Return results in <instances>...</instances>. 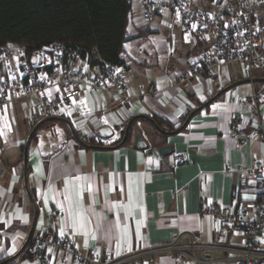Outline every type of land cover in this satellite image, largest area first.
<instances>
[{"label": "crops", "instance_id": "obj_1", "mask_svg": "<svg viewBox=\"0 0 264 264\" xmlns=\"http://www.w3.org/2000/svg\"><path fill=\"white\" fill-rule=\"evenodd\" d=\"M167 1L146 21L141 0H133L122 55L130 99L88 89L75 100L76 111L56 114L68 118L89 145H100L97 131L103 125L114 131L112 140L122 141L129 120L137 115L154 119L158 128L139 118L126 142L95 148L77 141L69 127L45 123L29 146L27 190L24 148L43 119L35 118L37 99L31 96L1 108L0 263L15 258L12 262L18 264H40L25 246L34 224V233L54 230L83 252L113 255L166 244L183 234L185 243L192 236L208 248L206 258L202 250L196 251L197 258L190 252L181 259L160 254L157 264H235L244 247L243 235L226 234L203 206L214 202L256 209L248 169L264 162V139L241 140L231 122L242 115L245 127L252 129L259 116L264 129V93L258 114L240 104L254 91L264 90V68L254 69L250 76L234 62L215 67L213 78L199 76L182 83L190 65L214 39L202 40L185 30L172 10L174 0ZM194 5L213 12L234 10L215 0H194ZM165 16L176 22L162 21ZM161 30L167 32L166 40ZM79 63L93 74L101 72L86 60ZM2 75L0 64V82ZM151 86L159 93L146 95ZM137 131L146 148L135 147ZM166 145L172 151L162 153ZM180 152L189 159L175 166L174 154ZM259 239L264 250V229ZM48 262L63 264L61 254L52 250Z\"/></svg>", "mask_w": 264, "mask_h": 264}, {"label": "built area", "instance_id": "obj_2", "mask_svg": "<svg viewBox=\"0 0 264 264\" xmlns=\"http://www.w3.org/2000/svg\"><path fill=\"white\" fill-rule=\"evenodd\" d=\"M233 6L231 13L213 12L194 5V0H174L171 7L183 27L197 38L214 39L202 57L193 61L185 72L182 83L199 76L213 78L215 67L239 62L251 76L256 68H264V0H215ZM167 0H141L144 17L149 18L159 7L168 5ZM78 52L70 41L53 42L45 49L30 56L22 54L15 45L0 48V64L3 75L0 82V110L3 106L27 97H36L38 113L35 118H45L56 114L68 115L76 111L75 100L88 89L114 94L121 100L130 99L125 70L122 65L104 62L99 74L88 71L79 63ZM159 93L156 86L148 88L146 95ZM264 90L254 91L253 95L242 99L240 104L248 106L258 114ZM233 132L241 139L263 138L264 129L257 118L252 129L245 127L242 115L231 122ZM56 132L61 128L56 127ZM117 140L99 139L100 145H113ZM186 152L174 154L175 166L188 161ZM255 191V211L245 206H227L207 202L203 212L224 226L226 234L239 232L244 238V247L238 250L235 264H264V250L259 236L264 229V162H256L248 169ZM183 234L159 246L136 249L123 255L83 252L65 234L54 230L33 233L27 250L33 253L40 264H50V252L61 254L63 264H157L156 257L166 254L181 259L190 252L197 258L196 251L202 250L206 258L208 248L199 246L191 236L188 243L182 240ZM11 264H18L12 262Z\"/></svg>", "mask_w": 264, "mask_h": 264}, {"label": "trees", "instance_id": "obj_3", "mask_svg": "<svg viewBox=\"0 0 264 264\" xmlns=\"http://www.w3.org/2000/svg\"><path fill=\"white\" fill-rule=\"evenodd\" d=\"M132 9L133 0H0V48L15 45L30 56L53 42L70 41L90 66L124 67Z\"/></svg>", "mask_w": 264, "mask_h": 264}, {"label": "water", "instance_id": "obj_4", "mask_svg": "<svg viewBox=\"0 0 264 264\" xmlns=\"http://www.w3.org/2000/svg\"><path fill=\"white\" fill-rule=\"evenodd\" d=\"M247 81H251V80H247ZM195 111H193L189 117H188V120L190 119V117L192 116V114L194 113ZM139 118H144V119H147L148 121L152 122L154 124L155 127L158 128V125L156 124V122L154 121V119L146 116V115H137V116H134L133 118H131L127 124V127L125 128L124 130V136H123V139H122V143L126 142V140L128 139L131 131H132V127H133V123L135 120L139 119ZM53 121H58V122H63L65 123L71 133L73 134V136L75 137V139H77L82 145L84 146H87V147H95V148H110V147H106V146H98V145H89L87 144L86 142H84L83 140H81L79 138V135L76 131V129L74 128V126L72 125V122L66 118V117H62V116H49V117H46V118H43L41 121H39L34 127L33 129L31 130L28 138H27V141H26V144H25V148H24V171H25V184H26V187H27V190H28V184H27V167H28V153H29V146H30V143L33 139V136L34 134L36 133V131L40 128L41 125L45 124V123H48V122H53ZM98 135L101 137V138H112L114 136V131L111 129V127L107 126V125H103L101 126L98 131H97ZM135 147L138 148V149H143V148H146L147 147V143L142 135V133L140 131H137L136 134H135ZM160 151L162 153H168L170 151H172V146L170 145H166V146H162L160 148ZM34 233V224L29 232V235H28V238H27V241H26V244L25 246L28 244L32 234ZM11 261V259H7V260H4L2 261L0 264H7Z\"/></svg>", "mask_w": 264, "mask_h": 264}, {"label": "rangeland", "instance_id": "obj_5", "mask_svg": "<svg viewBox=\"0 0 264 264\" xmlns=\"http://www.w3.org/2000/svg\"><path fill=\"white\" fill-rule=\"evenodd\" d=\"M262 6H263V8H264V1H263V3H262ZM264 11V10H263ZM152 18V17H151ZM144 19L146 20V21H148V19L149 18H145L144 17ZM157 19V18H156ZM162 21H164V22H166V23H170V24H174L176 21H175V19H173L171 16H165L164 18H163V20ZM166 33L167 32H165V31H163V30H161L160 31V34H162V35H165V36H163V37H165V40H166V37H167V35H166ZM171 34V32H169V35ZM144 43H146V44H149V40L148 39H144ZM172 62L173 61H175V60H171ZM170 65V67H171V62L168 64V66ZM18 120H19V122H21L22 123V115H20L19 116V118H18Z\"/></svg>", "mask_w": 264, "mask_h": 264}]
</instances>
